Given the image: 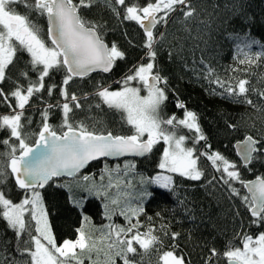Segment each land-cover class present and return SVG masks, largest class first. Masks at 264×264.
<instances>
[{"label":"trees","instance_id":"trees-1","mask_svg":"<svg viewBox=\"0 0 264 264\" xmlns=\"http://www.w3.org/2000/svg\"><path fill=\"white\" fill-rule=\"evenodd\" d=\"M133 2L134 0H126V5ZM136 2L144 6L146 2L154 0ZM189 2L195 10L194 16L186 20L183 12L177 10L170 14L167 23L158 24L154 30L157 51L154 71L159 72L167 81V100L162 106L161 115L164 118L173 115L178 119L183 118L185 109L176 107L178 102L183 103L187 110L196 113L197 122L206 137V140L195 143L197 154L221 153L237 165L243 181L258 176L264 177V153H257L256 159L250 165L243 166L234 151V144L249 135L260 141L259 147L264 148V96L260 95L264 93V0ZM125 6H116L120 12L119 16L111 11L105 0H97L92 7L81 9L85 20L100 26V34L105 43L109 46L116 43L125 53V58L117 60L108 74L96 72L81 79L73 78L66 86L67 92L69 88L78 86L84 94L82 107L74 109L72 114L73 122L82 121L89 130L105 134L111 132L114 136L131 135L133 129L122 119V111L110 109L102 104L95 93L99 86L108 87L110 90L121 87L119 81L129 74V69L148 61L146 58L142 59L146 52L143 47L144 32L135 22L123 19ZM16 10L29 14L22 4L17 5ZM30 18L41 28V35L47 41L46 17L31 12ZM251 40L257 43L244 47L245 44H250ZM257 53L262 55L257 56ZM249 59L254 62L249 63ZM241 60L245 63L241 64ZM29 61L30 56L26 52L17 54L14 64L6 70L9 79L0 83V89L5 94L12 92L17 84L26 87L29 80L37 79V74L31 71ZM23 71H27L28 75L21 77ZM65 75V69L52 71L50 77L44 80L45 88L30 98L24 114L30 118L31 123L23 121V131L28 134L27 142L30 145L35 142L36 134L42 126L43 109L47 105L64 102L65 98L61 96L60 91ZM217 79L232 85H236L240 79L247 80V98L252 100V105L244 103L243 96L222 95L223 89L213 83ZM53 84L56 87L52 95H49L47 87ZM98 103L101 104L100 107H96ZM8 104L11 107L7 106ZM13 111H20L16 108L15 99L10 98L5 102L4 97L0 96V115L11 114ZM48 122L59 129L62 123L59 108L51 109ZM178 135H184L188 147H193L194 130L180 127ZM8 136L7 130L0 131V141ZM12 143L18 145L19 141L13 138ZM161 150L162 143L159 142L153 151L143 158L98 160L90 163L71 180L54 179L43 189H38L57 244H62L65 239L75 240L76 229L81 227L85 216L91 221L93 238L100 236L95 229L109 223L126 225L123 216L115 215L112 221L105 218L106 201L102 196L89 195L83 191L85 183H106L107 175L101 180V174L106 168L115 169L116 166L122 165L119 168L122 171L125 170V165L134 167L127 169L131 174L121 177H127L124 178L126 181L131 180L137 190L143 187L151 193L143 200V213L134 217L133 222L139 219L141 232L152 226L156 230L155 234L162 239V246L154 247L147 253L134 243L137 253L134 256L130 254L134 264H163L159 257L163 251L172 250L174 244L178 245L176 254L183 255L187 264H227L223 252L229 245L242 246L238 234L248 233L255 236L264 232V226L251 223L253 218L242 201V197L247 195L242 184L234 181L233 186L239 190V196L231 195L227 185L219 180L220 173L211 166L206 155L198 159V167L205 173L199 181L172 173L174 190L151 184L141 185V177L150 179L161 171L158 167ZM6 151L8 149L0 143V153ZM6 163L7 158L0 157V164ZM84 176H88L90 180L85 182ZM213 177L217 179L213 181ZM0 190L13 202H19L25 196L24 191L17 188L12 176L8 177L5 184L0 185ZM74 200H83L82 207L76 206ZM136 203L138 202L134 200L133 204ZM161 225L167 226L168 235L160 231ZM31 231L35 234L34 222ZM171 233H179L176 240L171 238ZM28 240L29 236L25 233L18 242L14 230L8 227L6 221L0 219V259L5 264H10L12 259L24 264V261L30 259L27 255L21 256L16 250L18 245L21 249L24 248V241ZM98 247L104 248L103 243L98 241ZM213 249L219 254L210 256ZM97 258L103 260V252L99 257L95 252L92 253V259ZM84 264H90L87 253L84 254ZM116 264L123 262L117 258Z\"/></svg>","mask_w":264,"mask_h":264},{"label":"snow or ice","instance_id":"snow-or-ice-1","mask_svg":"<svg viewBox=\"0 0 264 264\" xmlns=\"http://www.w3.org/2000/svg\"><path fill=\"white\" fill-rule=\"evenodd\" d=\"M96 3L97 0H0V83L9 79L6 70L14 64L20 52H26L30 56L31 71L37 74V79L29 80L26 87L17 84L8 94L0 89V96L4 97L5 102L14 98L16 108L20 110L0 115V131L9 132V136L0 141L8 149L0 153V157L7 158L6 164H0V185L5 184L8 177L12 176L17 187L25 193L19 202H13L0 190V219L6 221L8 227L14 230L18 242L22 240L23 234H28L29 240L24 241L26 246L21 249L18 245L16 249L21 256L30 257L24 264H84L85 253L88 254L90 264H116L117 258H120L123 264H134L131 258L137 253L134 243L145 253L154 247L162 246V239L155 234L156 230L152 226L141 232L139 219L133 222L134 217L143 213V200L151 193L143 187L137 190L131 180L120 178L119 168H106L102 172L101 180L103 181L106 174L107 184L92 181L83 185V191L89 195L104 198L106 219L112 221L113 216L119 215L126 221L125 226L109 223L95 229L100 233L97 238H93L91 221L85 216L81 227L76 229L77 238L65 239L58 245L52 234L41 192L38 190L43 189L54 178L75 177L90 161L101 157H116L128 153L136 156L149 154L160 141L166 145L158 165L160 169L199 181L205 173L198 167V159L206 155L211 166L220 173L219 180L227 185L231 195L239 196V190L233 186L234 181H239L247 189L250 195L243 196L242 201L253 218L251 223L264 226V177L258 176L253 181H243L237 165L221 153L197 154L195 143L206 140V137L197 122L196 113L187 110L183 103L178 102L176 105L177 108L185 109L183 118L178 119L175 115L164 118L161 115L162 106L167 100V81L159 72L154 71L157 57L154 29L160 23H167L170 14L177 10L183 12L186 20L194 16L195 10L191 8L189 0H154L146 2L144 6H140L136 0L128 5L126 0H105L117 16L120 12L116 6L126 5L123 19L135 22L145 35L143 47L146 52L142 59L146 58L148 63H140L129 69V74L119 81L121 87L118 90L99 86L95 93L102 104L110 109L122 111V119L132 127L133 134L114 136L111 132L105 134L89 130L82 121L73 122L74 109H79L82 105L80 98L75 94L69 97L66 88L69 81L73 77L83 78L97 70L108 73L117 60L125 58V53L116 43L111 46L105 43L99 25L82 17L81 9L90 8ZM20 4L28 9L29 14L16 10V6ZM31 12L47 18V41L41 35V28L30 18ZM256 43L251 40L250 44H245L244 47ZM260 55L262 54L257 53V56ZM248 62L254 61L249 59ZM240 63L244 64L245 61L241 60ZM60 69L66 70L60 91L65 100L62 104L58 102L43 109L42 126L36 134L35 145L30 146L27 142L28 134L23 131V121L31 123V120L25 116L24 110L29 105L30 98L45 88V78L50 77L52 71ZM20 75L25 77L28 72L23 71ZM132 82H136L137 86H131ZM162 83L164 86H161ZM213 83L223 89L222 95L243 96V102L252 105V100L247 98V80L240 79L236 85L219 79ZM55 87L54 84L47 87L49 95H52ZM142 88L147 92L146 95L140 94ZM260 95L264 96V93ZM7 106L11 107L10 104ZM100 106L99 103L96 105ZM53 107L59 108L62 113L59 129L48 122ZM180 127L194 130L193 147L185 146L186 137L178 135ZM13 138L19 141L18 145L12 143ZM259 145L260 141L250 135L238 143L239 155L245 166L256 159L257 153H264V148ZM131 167L134 166L125 165L126 170ZM114 172L117 173L115 177ZM216 179L213 177V181ZM83 180L88 182L90 178L84 176ZM140 184H157L163 189L174 190L171 175H157L151 179L141 177ZM113 189L114 192L111 191ZM134 200L138 202L135 205ZM74 204L82 207L83 200H74ZM32 222L35 223V234L31 231ZM160 231L164 235L169 234L166 225H161ZM178 236L179 233H171L173 240ZM238 237L242 247L229 245L223 252L227 264H264V232L255 236L242 233L238 234ZM98 241L103 243L104 248L98 247ZM177 248L178 245L174 244L172 250L163 251L159 257L163 264H187L183 255L176 254ZM94 252L97 257L103 252V260H93ZM218 254L213 249L210 256ZM0 264L5 262L0 259ZM10 264L20 262L12 259Z\"/></svg>","mask_w":264,"mask_h":264},{"label":"rangeland","instance_id":"rangeland-1","mask_svg":"<svg viewBox=\"0 0 264 264\" xmlns=\"http://www.w3.org/2000/svg\"><path fill=\"white\" fill-rule=\"evenodd\" d=\"M155 30V29H154ZM146 63H148V61L146 62ZM145 63V64H146ZM133 84H131V86H137L136 85V82H132ZM162 86V85H161ZM120 88V87H119ZM119 88H116V89H112L113 91H115V90H118ZM68 92H69V97L72 95V94H75L77 97H79L80 98V103L82 102V98L84 97L83 95V92L81 91V89L78 87V86H73V87H71V88H69L68 89ZM141 95H146L147 94V92L145 91V90H143V88H142V90H141V93H140ZM145 137L147 138V136L145 135ZM146 138H144V139H146ZM161 143H162V150H161V154H160V160H161V158H162V155H163V150H164V148L166 147V145L163 143V141H160ZM185 146L186 147H188V145L186 144V141H185ZM198 151V150H197ZM123 166V165H122ZM122 166H116L115 167V169L116 168H121ZM161 171L160 172H158V173H156L154 176H157V175H171L172 176V173H169L167 170H163V169H160ZM128 173H130L129 172V170H121L120 169V173H119V176H120V178H122V179H126L127 177H121V176H124V175H126V174H128ZM131 174V173H130ZM102 175V174H101ZM106 175V174H105ZM117 175V173H113V176L115 177ZM133 175V174H132ZM153 176V177H154ZM152 178V177H151ZM150 178V179H151ZM105 181H106V183H104V184H107V182H108V177H106V179H105ZM152 186L154 185V186H156V187H159L157 184H151ZM161 188V187H160ZM111 191H115L114 189L113 190H111ZM242 247V246H241ZM225 260H227L226 258H225ZM221 262V261H220ZM219 262V263H220Z\"/></svg>","mask_w":264,"mask_h":264},{"label":"water","instance_id":"water-1","mask_svg":"<svg viewBox=\"0 0 264 264\" xmlns=\"http://www.w3.org/2000/svg\"><path fill=\"white\" fill-rule=\"evenodd\" d=\"M46 20H47V18H46ZM47 28H48V23H47ZM143 31V30H142ZM96 72H100V73H103V74H108V73H110V72H108V73H104V72H102V71H99V70H97V71H94V72H92V73H96ZM92 73H90V74H92ZM89 74V75H90ZM88 76V75H87ZM86 77V76H85ZM74 79H81V77H73ZM84 78V77H83ZM122 136V135H121ZM245 139V138H244ZM244 139H242V140H240V141H238V142H236L235 144H234V151H235V154H236V156H237V158L239 159V161L241 162V164L243 165V166H245L244 165V163H243V161H242V159H241V157H240V155H239V150H238V148H237V145H238V143L239 142H242V141H244ZM32 145H35V142L32 144ZM32 145H30V146H32ZM17 155H19V153L17 154ZM146 155H148V154H146ZM146 155H144V156H136V155H134V154H131V153H128V154H125V155H122V156H116V157H101V158H98L97 160H94V161H90L89 162V164L90 163H92V162H95V161H98V160H107V161H117V160H121V159H127V158H134V159H137V158H143V157H145ZM88 164V165H89ZM88 165H86L84 168H82L81 170H80V172H82ZM248 166V165H247ZM9 171H10V169H9ZM79 172V173H80ZM79 173H77V174H79ZM76 174V175H77ZM74 177H69V176H61V177H57V178H54V179H67V180H71V179H73ZM256 178H253V179H250V180H248V181H253V180H255ZM13 180H14V182H15V178L13 177ZM16 184V183H15ZM17 186V185H16ZM18 188V187H17ZM19 189V188H18ZM21 190V189H20ZM41 190V189H40ZM244 190H245V192H246V194L247 195H250L249 193H248V191H247V189H245L244 188ZM250 213V212H249Z\"/></svg>","mask_w":264,"mask_h":264},{"label":"bare ground","instance_id":"bare-ground-1","mask_svg":"<svg viewBox=\"0 0 264 264\" xmlns=\"http://www.w3.org/2000/svg\"><path fill=\"white\" fill-rule=\"evenodd\" d=\"M47 21V20H46Z\"/></svg>","mask_w":264,"mask_h":264}]
</instances>
